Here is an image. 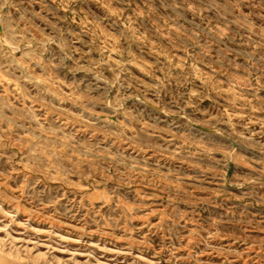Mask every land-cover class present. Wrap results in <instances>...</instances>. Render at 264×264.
Returning a JSON list of instances; mask_svg holds the SVG:
<instances>
[{"label":"rangeland","instance_id":"374dc122","mask_svg":"<svg viewBox=\"0 0 264 264\" xmlns=\"http://www.w3.org/2000/svg\"><path fill=\"white\" fill-rule=\"evenodd\" d=\"M0 34V264H264V0H0Z\"/></svg>","mask_w":264,"mask_h":264},{"label":"bare ground","instance_id":"6f19581e","mask_svg":"<svg viewBox=\"0 0 264 264\" xmlns=\"http://www.w3.org/2000/svg\"><path fill=\"white\" fill-rule=\"evenodd\" d=\"M0 42L7 45V44H9V38L7 36L3 35V34H0ZM0 80L1 81H5V83L7 85H10L11 84V81L9 79H5L3 77L2 78L0 77ZM5 184H6L5 181L4 182H1L0 181V185H5ZM5 201L7 202V200L5 198L2 199L1 202H0V206L3 205V202H5ZM16 206H14L12 203H8L7 206H6L7 207L6 210H8V208H9L11 210H15L16 211L17 210V207ZM7 212H12V211H9V210L8 211H5V213H7ZM0 258H1V254H0Z\"/></svg>","mask_w":264,"mask_h":264}]
</instances>
